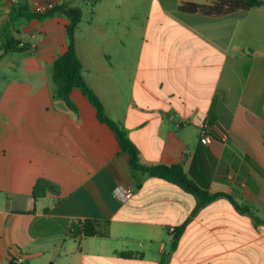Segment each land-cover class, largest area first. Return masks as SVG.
Listing matches in <instances>:
<instances>
[{
	"label": "crops",
	"instance_id": "crops-1",
	"mask_svg": "<svg viewBox=\"0 0 264 264\" xmlns=\"http://www.w3.org/2000/svg\"><path fill=\"white\" fill-rule=\"evenodd\" d=\"M63 1L0 0V26L12 4ZM75 1L82 76L140 162L179 164L251 213L220 197L191 217L194 196L132 173L80 91L70 94L77 112L55 97L51 69L68 21L18 20L13 36L30 48L7 69L24 74L0 71V264H160L170 230L190 217L167 264H264V7L207 16L179 7L211 0ZM9 54L0 51V63ZM38 181L49 188L34 201ZM119 185L133 190L126 203L113 197ZM76 220L100 222V234L72 237Z\"/></svg>",
	"mask_w": 264,
	"mask_h": 264
},
{
	"label": "trees",
	"instance_id": "trees-1",
	"mask_svg": "<svg viewBox=\"0 0 264 264\" xmlns=\"http://www.w3.org/2000/svg\"><path fill=\"white\" fill-rule=\"evenodd\" d=\"M70 0H64L60 5H54L50 10L36 12L25 3L12 4L9 11V19L0 26V51L2 56L9 53L24 52L30 48L29 44L21 42L13 36L16 31V21L28 23L32 20L44 21L57 16L63 17L68 21L66 26V50L59 55L53 62L51 69V80L54 84L55 97L62 100L66 108L72 112H77V106L71 100L70 94L73 90H78L87 99L96 112L98 122L106 125L113 132L119 145L120 152L128 155V164L132 173L146 175L148 177L164 180L180 188L182 191L191 194L196 200V206L191 214L195 216L200 209L220 197L231 200L230 195L217 193L211 194L206 189L199 187L182 169L177 165H144L140 162L138 149L129 139L126 131L116 122L111 120L103 107L102 102L87 85L82 76V64L76 54L75 33L82 19V10L79 7L69 6ZM93 0L92 2H95ZM210 5H201L194 3H183L179 9L182 12L195 13L207 16H223L235 11L249 10L257 7H264V0H211ZM1 58V56H0ZM49 188L45 181H38L32 190V199L35 201L46 195ZM236 209L241 213H251L248 207H241L234 203ZM190 217V218H191ZM187 221L177 230L171 232V241L169 250L162 257L160 264H167L168 257L176 250L179 238ZM259 222V219H256ZM101 223L96 220H76L70 222L71 236L76 239L94 237L100 234L99 227ZM122 258L141 257L140 254L131 252H122L118 254ZM52 264V263H49Z\"/></svg>",
	"mask_w": 264,
	"mask_h": 264
},
{
	"label": "built area",
	"instance_id": "built-area-1",
	"mask_svg": "<svg viewBox=\"0 0 264 264\" xmlns=\"http://www.w3.org/2000/svg\"><path fill=\"white\" fill-rule=\"evenodd\" d=\"M53 7H54V5L50 3V4H47L44 6H36L33 8V10L41 13V12L52 9ZM200 136H201L200 137V143L201 144L206 145V144L210 143V139H209V136L206 134L205 127L202 128ZM112 194H113V197L117 201H119L121 203H126L132 198L133 190L129 187L119 185L113 189ZM170 231L172 232L173 229H171ZM16 264H23V261L18 259L16 261Z\"/></svg>",
	"mask_w": 264,
	"mask_h": 264
},
{
	"label": "rangeland",
	"instance_id": "rangeland-1",
	"mask_svg": "<svg viewBox=\"0 0 264 264\" xmlns=\"http://www.w3.org/2000/svg\"><path fill=\"white\" fill-rule=\"evenodd\" d=\"M72 5H73V7H81L79 1L73 2ZM86 18H87V10L84 8V17H83V19H86ZM11 59L19 61L20 60V54H16V53L9 54L7 56V58H5L3 61H1V63H0V71L8 73V74H18V75L22 76L24 74L23 71H15L14 72L13 70L7 69V64L9 62V60H11Z\"/></svg>",
	"mask_w": 264,
	"mask_h": 264
}]
</instances>
